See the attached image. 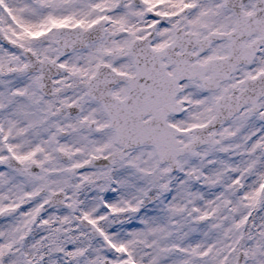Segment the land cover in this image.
Returning <instances> with one entry per match:
<instances>
[{"label":"snow or ice","instance_id":"6c2138e0","mask_svg":"<svg viewBox=\"0 0 264 264\" xmlns=\"http://www.w3.org/2000/svg\"><path fill=\"white\" fill-rule=\"evenodd\" d=\"M0 264H264V0H0Z\"/></svg>","mask_w":264,"mask_h":264}]
</instances>
